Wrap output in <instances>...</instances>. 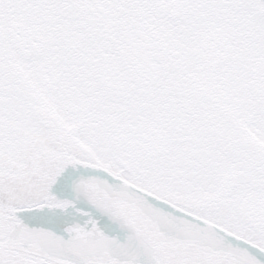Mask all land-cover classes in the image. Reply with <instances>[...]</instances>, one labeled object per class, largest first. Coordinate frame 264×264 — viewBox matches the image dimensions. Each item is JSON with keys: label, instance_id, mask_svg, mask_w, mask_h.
<instances>
[{"label": "snow or ice", "instance_id": "1", "mask_svg": "<svg viewBox=\"0 0 264 264\" xmlns=\"http://www.w3.org/2000/svg\"><path fill=\"white\" fill-rule=\"evenodd\" d=\"M0 264H264V0H0Z\"/></svg>", "mask_w": 264, "mask_h": 264}]
</instances>
